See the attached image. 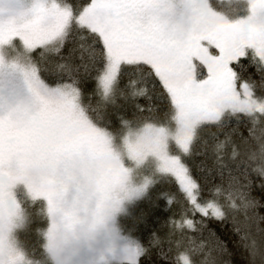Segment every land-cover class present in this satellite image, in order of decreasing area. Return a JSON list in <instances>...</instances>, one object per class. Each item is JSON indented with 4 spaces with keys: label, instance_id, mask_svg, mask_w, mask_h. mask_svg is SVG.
Wrapping results in <instances>:
<instances>
[{
    "label": "snow or ice",
    "instance_id": "obj_1",
    "mask_svg": "<svg viewBox=\"0 0 264 264\" xmlns=\"http://www.w3.org/2000/svg\"><path fill=\"white\" fill-rule=\"evenodd\" d=\"M233 12L217 0H0V264L44 251L66 264L70 237L90 247L99 227L115 232L160 181L177 189L163 194L178 208L176 264H225L212 233L188 234L205 218H231L248 264H264L251 194V177L264 180V0ZM6 51L27 61L10 66L26 99L9 80L5 101ZM29 210L50 221L43 251L15 238Z\"/></svg>",
    "mask_w": 264,
    "mask_h": 264
},
{
    "label": "trees",
    "instance_id": "obj_2",
    "mask_svg": "<svg viewBox=\"0 0 264 264\" xmlns=\"http://www.w3.org/2000/svg\"><path fill=\"white\" fill-rule=\"evenodd\" d=\"M69 2L76 6L86 4L89 0H69ZM217 2L222 6V10L228 14H234L233 9L237 4L240 5V10L243 12V0H217ZM39 51L37 49V53ZM198 71L205 72L206 70L198 69ZM248 71L254 73L255 69L249 68ZM44 78L48 83L55 81V78L51 75H44ZM140 103L145 105L146 101L141 99ZM245 134H247L246 131ZM205 138H208L207 134ZM220 138H223V134H221ZM201 160H204L209 168L212 167L213 158L211 156L207 159L204 156L195 157V163H199ZM251 179L253 182L251 194L259 200L261 205H264V189L259 187L261 183H264V180L256 175H253ZM212 183L219 184V178H215ZM176 192L177 189L174 184L160 181L153 186L152 190L145 197L135 200L132 204L134 209L131 215L127 213L121 215L119 222L125 234L127 233V235L136 238L140 246H144L148 250L147 254L140 258V264H176L178 254L172 243L173 227L171 220L179 218L176 215L178 208L175 203H167V199L163 195L164 193ZM18 195L22 202L26 201L27 198L23 190H20ZM258 211L260 216H264V207H260ZM197 219H200V217L197 216ZM25 220V226L19 234L22 247L25 246V242L30 245L37 244L41 246L45 240L44 231L49 219L44 215L37 217L33 215V210H29L26 212ZM204 224L205 227L202 233H192L189 231L188 234L195 236L197 239H203L207 238L209 233H212L227 250L220 257L225 264H248L247 252L240 240L241 234L235 231L231 218L224 221L205 218ZM257 228L264 229V221H258L253 224V233L259 239L264 234L258 233L256 231ZM26 250L31 251L30 249ZM119 264H130V262Z\"/></svg>",
    "mask_w": 264,
    "mask_h": 264
},
{
    "label": "rangeland",
    "instance_id": "obj_3",
    "mask_svg": "<svg viewBox=\"0 0 264 264\" xmlns=\"http://www.w3.org/2000/svg\"><path fill=\"white\" fill-rule=\"evenodd\" d=\"M22 4H27L28 0H21ZM13 62L20 63L21 65H26L27 61L25 58L16 56L15 54L6 51L5 52V79H4V98L7 101L9 97V90L7 87V82L12 80L15 82V85L18 90V99H26L28 97V92L26 87L24 86L23 77L20 73H12L10 71V66ZM135 202V201H134ZM127 206V209L124 213L129 215L132 214L133 211V203ZM121 213L116 221H115V232L111 231V226L109 229H106L105 233L103 234L102 238L96 242L95 245L90 247L86 246L85 248L79 250L71 259L70 264H119L122 262H130L129 261V252L140 246L139 241L130 236L125 234L120 226V218ZM26 221V220H25ZM25 221L21 227H19L16 231L15 238L20 242L19 234L21 229L25 226ZM48 221L47 227L44 231L45 234L49 228ZM20 246L22 244L20 242Z\"/></svg>",
    "mask_w": 264,
    "mask_h": 264
},
{
    "label": "clouds",
    "instance_id": "obj_4",
    "mask_svg": "<svg viewBox=\"0 0 264 264\" xmlns=\"http://www.w3.org/2000/svg\"><path fill=\"white\" fill-rule=\"evenodd\" d=\"M106 229L101 226L97 229L94 239L92 241V245H95L97 241H99L103 234L105 233ZM47 241L44 240V242L41 244V248L42 251L46 245ZM91 245V246H92ZM86 245L84 244L83 240L80 239H76V238H69L67 240V244H66V264H70V261L72 259V257L81 249L85 248ZM38 264H55V262L53 261V259L46 253V251L43 252V254L38 258Z\"/></svg>",
    "mask_w": 264,
    "mask_h": 264
}]
</instances>
